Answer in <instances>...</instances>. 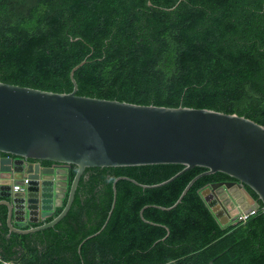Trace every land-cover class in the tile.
<instances>
[{
  "label": "trees",
  "instance_id": "16d2710c",
  "mask_svg": "<svg viewBox=\"0 0 264 264\" xmlns=\"http://www.w3.org/2000/svg\"><path fill=\"white\" fill-rule=\"evenodd\" d=\"M177 1L0 0V82L69 93V73L85 61L73 75L78 96L208 109L264 126V0H182L168 10ZM182 169L86 168L66 216L26 235L9 233L0 206V264H264L257 196L246 187L258 209L226 225L206 201L204 190L229 178L221 173L196 180L171 210L144 209L156 225L142 221V207L172 206L199 167L158 188L117 181L101 230L115 178L154 185Z\"/></svg>",
  "mask_w": 264,
  "mask_h": 264
},
{
  "label": "water",
  "instance_id": "95a60500",
  "mask_svg": "<svg viewBox=\"0 0 264 264\" xmlns=\"http://www.w3.org/2000/svg\"><path fill=\"white\" fill-rule=\"evenodd\" d=\"M84 63L70 71L73 88L69 93L0 82V206L7 209L9 233L26 235L60 222L71 207L86 168L183 166L169 179L154 185L139 184L124 176L115 178L111 207L101 230L115 205L117 181L127 180L143 189L158 188L195 167L205 171L188 182L172 206L141 208L139 215L143 222L156 225L143 219L144 209L171 210L196 180L216 173L249 188L264 212V126L243 116L208 109L144 106L78 96L73 75ZM40 162L54 166L42 167ZM71 165L76 172L69 182ZM16 185L23 190L13 191ZM231 187L232 183L211 184L207 187V198H213L230 216L237 213L235 205L246 214L258 208L243 187L236 194ZM57 208L61 212L45 222L46 215ZM19 213L21 220L16 218ZM38 222L39 226L29 225Z\"/></svg>",
  "mask_w": 264,
  "mask_h": 264
},
{
  "label": "flooded vegetation",
  "instance_id": "af4514ba",
  "mask_svg": "<svg viewBox=\"0 0 264 264\" xmlns=\"http://www.w3.org/2000/svg\"><path fill=\"white\" fill-rule=\"evenodd\" d=\"M12 160H20L19 158H15V157H12ZM40 165L42 166V167H52V166H54V164L52 163L51 165H49V164H46L45 162H40ZM69 169H70V167H68ZM214 183H223V184H225V183H232V187L231 188H234L235 189V191L233 192L234 194H236L237 192H239L240 191V188L241 187H243L246 191H247V189H246V187L245 186H242L239 182H237V181H235V180H233V179H229V178H222V177H220L219 178V180L218 181H215V182H213L212 184H214ZM210 186V185H209ZM224 186V185H223ZM225 187V186H224ZM224 187H222L223 188V190L224 191H229L228 189H226L225 190V188ZM208 190H207V188L204 190V194L206 195V197H208L209 196V193L207 192ZM223 191V192H224ZM230 197H231V195H229ZM233 200V199H232ZM209 203L211 204V207L213 208V209H216V212H219L221 215H222V217H221V219L222 218H226L225 220V222H226V224H228V223H230V222H233L234 221V218H237L238 217V215L240 214V212L241 211H243L242 209H240L239 208V206L238 205H235L234 207L236 208V210H237V213L234 215V216H230L229 215V213L227 212H225V209L223 208V207H220V205L212 198H209ZM233 203H235V200H234V202ZM258 205V204H257ZM217 214V213H216Z\"/></svg>",
  "mask_w": 264,
  "mask_h": 264
},
{
  "label": "built area",
  "instance_id": "2783aa9c",
  "mask_svg": "<svg viewBox=\"0 0 264 264\" xmlns=\"http://www.w3.org/2000/svg\"><path fill=\"white\" fill-rule=\"evenodd\" d=\"M23 188L21 186H13V191H22ZM258 209V208H257ZM257 209H252L249 213H244V211H241L237 218L233 222H244L249 216L254 214ZM8 264V263H4Z\"/></svg>",
  "mask_w": 264,
  "mask_h": 264
},
{
  "label": "rangeland",
  "instance_id": "374dc122",
  "mask_svg": "<svg viewBox=\"0 0 264 264\" xmlns=\"http://www.w3.org/2000/svg\"><path fill=\"white\" fill-rule=\"evenodd\" d=\"M204 196H205V198H207L206 197V195L204 194ZM208 203H209V199L207 198V200H206ZM213 209V208H212ZM213 211H214V213L216 214L217 213V216H218V219H219V221L222 223V224H224V225H226V218H222L221 219V217H222V215L219 213V212H216V209H213ZM226 219V220H225Z\"/></svg>",
  "mask_w": 264,
  "mask_h": 264
},
{
  "label": "crops",
  "instance_id": "0c3cea01",
  "mask_svg": "<svg viewBox=\"0 0 264 264\" xmlns=\"http://www.w3.org/2000/svg\"><path fill=\"white\" fill-rule=\"evenodd\" d=\"M16 218L19 219V220H21V219L23 218V217H22V214L19 213V215H17ZM31 218H32V219H35V221H36V219L38 220L37 217H36V218H35V217H31Z\"/></svg>",
  "mask_w": 264,
  "mask_h": 264
}]
</instances>
